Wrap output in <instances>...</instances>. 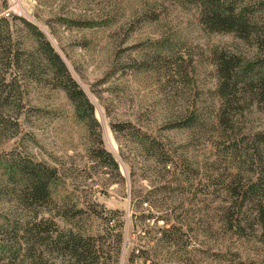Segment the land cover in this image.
I'll return each instance as SVG.
<instances>
[{
    "label": "trees",
    "instance_id": "16d2710c",
    "mask_svg": "<svg viewBox=\"0 0 264 264\" xmlns=\"http://www.w3.org/2000/svg\"><path fill=\"white\" fill-rule=\"evenodd\" d=\"M184 1L193 4L206 32L231 35L244 50L212 51L217 79L212 118L192 105L164 120L158 134L149 133L142 121L109 122L119 155L128 165L132 198L139 206L161 212L156 221L164 223L145 232L147 248L132 252L126 264H137L139 257L146 264L152 250L166 261L149 264H264V124L256 128L244 122L247 112L264 118V0ZM95 24L83 22L88 27ZM117 56L112 74L123 68ZM157 57V62L172 61L181 72L183 58L175 51L165 50ZM57 91L87 130L89 166L124 184L118 161L104 146L94 105L64 60L35 24L13 14L1 16L0 264H119L124 244L122 223L116 221L119 212L99 205L84 187L69 193L61 163L44 159L40 149L35 153L23 143L28 128L27 140L38 148L30 130L41 113L32 103L34 95ZM92 92L100 99L99 92ZM106 112L110 117L107 108ZM200 128L209 134L203 166L191 154L194 143L174 144L163 134ZM16 140L17 146L5 148ZM141 182L148 189H138ZM186 194L191 198L185 210L201 203L214 215L199 226V233L186 216L180 217L184 204L173 199ZM207 197L212 198L209 204ZM214 198L221 199L219 205H213ZM214 217L218 229L212 226ZM191 237L201 249L188 250ZM210 241L218 244V251L208 254Z\"/></svg>",
    "mask_w": 264,
    "mask_h": 264
},
{
    "label": "rangeland",
    "instance_id": "374dc122",
    "mask_svg": "<svg viewBox=\"0 0 264 264\" xmlns=\"http://www.w3.org/2000/svg\"><path fill=\"white\" fill-rule=\"evenodd\" d=\"M9 14L35 24L64 60L94 105L104 146L118 161L125 183H118L105 171L89 166L87 130L74 118L71 105L59 91L34 95L32 103L40 107L41 113L33 118L30 130L38 148L27 140L28 128H24L23 143L35 153L40 149L39 156L44 159L54 158L61 163L69 193L84 187L99 205L119 212L116 221L122 223L124 238L119 264H126L132 252L138 254L147 248L149 238L145 232L162 227L164 223L156 221L161 212L147 205L139 206L132 198L128 165L119 155V145L110 131L109 122L142 121L149 133L158 134L164 120L192 105H196L198 112L207 119L212 118L217 103L212 51L220 47L244 48L231 35L206 32L197 20L193 4L184 0H0V17ZM59 20H69V24ZM88 21L96 24L83 26V22ZM154 44L157 46L153 47ZM164 49L175 51L183 58L181 72L176 71L172 61L157 62L158 53H163ZM116 55L120 56L117 57L123 68L112 74ZM152 67L159 72L151 70ZM93 90L99 92L100 99ZM244 122L259 128L264 124V118L247 112ZM202 129L199 132L163 134L174 144L194 143L191 154L203 166L208 149L205 141L209 134H204ZM18 144L17 140L11 141L4 147L9 149ZM201 175L202 171L199 177ZM138 187L144 191L148 189L145 182L139 183ZM199 197L203 199V196ZM190 198L187 194L173 197L184 204L180 217L186 216L188 220H185L199 233V226L205 225L214 215L205 208L207 205L201 203L191 207L194 211L185 210L190 208ZM211 200V197L205 198L207 204ZM220 201L213 200V205H219ZM149 214L153 219H144ZM56 221L61 227L64 225L63 221ZM212 226L219 227L216 217ZM199 241H205V238L199 236ZM189 242L188 250L201 249L192 237ZM148 245L152 247L153 242ZM208 245L211 248L208 254L218 251L215 241ZM147 254L146 264L166 261L160 254L156 256L153 250ZM143 261V257L135 259L137 264Z\"/></svg>",
    "mask_w": 264,
    "mask_h": 264
}]
</instances>
